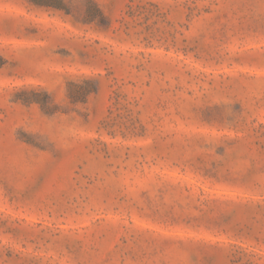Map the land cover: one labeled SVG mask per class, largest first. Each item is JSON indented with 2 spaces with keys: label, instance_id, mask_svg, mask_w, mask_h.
<instances>
[{
  "label": "rangeland",
  "instance_id": "obj_1",
  "mask_svg": "<svg viewBox=\"0 0 264 264\" xmlns=\"http://www.w3.org/2000/svg\"><path fill=\"white\" fill-rule=\"evenodd\" d=\"M0 0V264H264V0Z\"/></svg>",
  "mask_w": 264,
  "mask_h": 264
},
{
  "label": "trees",
  "instance_id": "obj_2",
  "mask_svg": "<svg viewBox=\"0 0 264 264\" xmlns=\"http://www.w3.org/2000/svg\"><path fill=\"white\" fill-rule=\"evenodd\" d=\"M41 4H45V5H48V6H62L63 7V5H62V1L61 2H59V3H57V1L56 0H41V1H39Z\"/></svg>",
  "mask_w": 264,
  "mask_h": 264
}]
</instances>
